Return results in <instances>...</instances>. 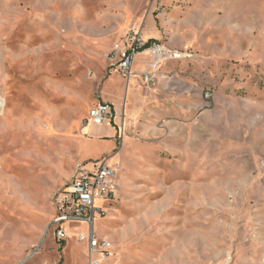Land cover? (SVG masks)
<instances>
[{
  "label": "rangeland",
  "instance_id": "rangeland-1",
  "mask_svg": "<svg viewBox=\"0 0 264 264\" xmlns=\"http://www.w3.org/2000/svg\"><path fill=\"white\" fill-rule=\"evenodd\" d=\"M152 8L183 13L196 57L179 69L203 106L122 171L96 260L264 264V0H0V264H89L90 228L65 224L59 241L54 201L80 164L120 149L83 128L109 74L104 94L127 87L108 55Z\"/></svg>",
  "mask_w": 264,
  "mask_h": 264
},
{
  "label": "crops",
  "instance_id": "crops-1",
  "mask_svg": "<svg viewBox=\"0 0 264 264\" xmlns=\"http://www.w3.org/2000/svg\"><path fill=\"white\" fill-rule=\"evenodd\" d=\"M142 5L143 2L138 8L139 13L143 11ZM128 22L126 20V23ZM147 23L156 32L143 36ZM185 23L186 19L180 11L152 8L151 11L133 21L131 25L137 24L142 27L141 38H144L146 42H167L171 48L182 51L188 49L187 44L191 42ZM150 62L149 52H141L137 55L133 66L134 75L128 79L127 87L122 91V95L121 93L120 95L104 94L106 83L113 76L109 74L101 83L98 104L106 103L112 106L116 117L114 125L112 124V127L97 126L89 122L83 128L91 132L97 130L101 137L112 134V139L117 144L121 141V132L124 133L117 156L122 163L125 175L137 173L141 167L148 164L146 151L151 150V143H154L155 138L162 136L167 129L176 127L177 123H186L187 120L193 119L195 111L203 106L199 100L195 102L193 86L188 83L187 77L189 76L179 69L180 64L185 61L170 63L163 68L158 87L150 94H146L142 74ZM0 100L6 101L2 97ZM2 103L4 108L0 120H4L5 124L7 102Z\"/></svg>",
  "mask_w": 264,
  "mask_h": 264
},
{
  "label": "built area",
  "instance_id": "built-area-1",
  "mask_svg": "<svg viewBox=\"0 0 264 264\" xmlns=\"http://www.w3.org/2000/svg\"><path fill=\"white\" fill-rule=\"evenodd\" d=\"M141 35L142 27L137 24L132 25L124 37L112 47L108 62L111 70L130 79L134 75L133 66L137 55L141 52H149L151 62L142 74V79L146 94H150L161 81L164 65L182 61L193 62L196 56L190 53V50H175L167 42H144ZM207 97L209 95L206 94ZM3 108L4 105L0 100V115ZM115 118L112 106L106 103L97 104L89 114V122L97 126H111ZM122 136L124 133L121 132V141ZM117 155L118 151L97 163L80 164L71 182L55 197L54 206L57 215L52 222L55 237L59 241L67 240V233L63 230L65 224L87 225L90 233L88 236L81 235L80 242L88 245L89 264H101L100 260H96L97 255H101L104 261L110 257L112 243L95 238L93 230L96 219L107 218L103 207L111 205L117 199L118 177L123 171ZM37 252L36 249L30 257L35 256Z\"/></svg>",
  "mask_w": 264,
  "mask_h": 264
},
{
  "label": "trees",
  "instance_id": "trees-1",
  "mask_svg": "<svg viewBox=\"0 0 264 264\" xmlns=\"http://www.w3.org/2000/svg\"><path fill=\"white\" fill-rule=\"evenodd\" d=\"M151 42H153V41H151Z\"/></svg>",
  "mask_w": 264,
  "mask_h": 264
}]
</instances>
